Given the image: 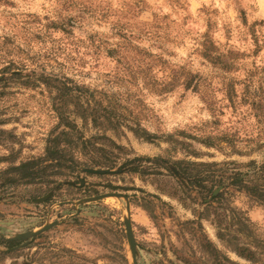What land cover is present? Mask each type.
I'll list each match as a JSON object with an SVG mask.
<instances>
[{
    "label": "rangeland",
    "instance_id": "obj_1",
    "mask_svg": "<svg viewBox=\"0 0 264 264\" xmlns=\"http://www.w3.org/2000/svg\"><path fill=\"white\" fill-rule=\"evenodd\" d=\"M70 13L80 14V23L67 31L53 24ZM5 35L24 47L29 54L20 55L30 57L37 73L107 88L122 122L95 127L78 117L75 135L104 133L105 149L119 164L128 161L106 173H81L82 185L64 180L49 201L39 185L4 186L0 175V264H134L127 219L137 264H213V247L244 261L217 235L229 205L264 238V202L229 184L233 163H223L218 187L231 193L208 208L195 187L153 160L140 162L145 171L130 170L135 155L234 161L241 170L251 159L264 160V0H0ZM205 38L232 56L230 69L201 54ZM186 72L197 74L200 88L185 87ZM168 79H175L173 87L157 90ZM10 90L0 95V157L14 152L19 161L42 153L48 134L64 124L56 127L61 101L55 90ZM136 122L156 137L148 140L127 126ZM209 131L227 132L231 140L207 146L197 137ZM234 145L251 150L240 154ZM6 165L1 158L0 171ZM19 235L28 238L15 248L3 239Z\"/></svg>",
    "mask_w": 264,
    "mask_h": 264
},
{
    "label": "trees",
    "instance_id": "obj_2",
    "mask_svg": "<svg viewBox=\"0 0 264 264\" xmlns=\"http://www.w3.org/2000/svg\"><path fill=\"white\" fill-rule=\"evenodd\" d=\"M81 17L80 14L70 13L68 16L59 17L53 24L67 31L69 30L68 26L80 23ZM201 44V54L209 61L224 69H230L233 66L232 56L219 53L211 39L205 38ZM21 51L29 54L11 35L0 37V95L11 92L10 89L14 85L18 88L41 87L43 85L48 89L55 90L59 93L61 101L59 120L56 127L59 124H64V127L56 132L53 130L48 134L45 148L40 154H32L19 161H15L16 154L14 152L1 155L0 160L3 158L7 165L0 171V175H2L4 186L16 181L28 185H39V188L44 190L41 196H47L44 200L49 201L52 199L53 189L59 187L64 180H67L70 185L77 182L82 185L84 179H80L81 173L102 174L109 172L119 164L113 152L105 149L104 144L99 141L101 138L108 137L106 134L97 133L90 138L75 135L76 129H78L77 118L80 117L83 121L91 122L95 127L105 128L107 124L116 127L122 122L121 115L123 113H117L114 100L107 93V88L91 87L85 83H79L73 78L67 77V75L62 76L44 71L37 73L36 69L31 68L34 62L29 61L30 57L24 55L21 57ZM196 78L197 74L186 72L183 81L185 87L200 88V79L196 80ZM110 82L109 79L106 84H110ZM174 84L175 79H168L162 85H157V90H168ZM7 88L9 90L6 92ZM113 93L112 95H114ZM230 97L232 98L231 94ZM66 103L72 104L73 109L68 110L65 107ZM135 119L139 120L137 116H135ZM2 121L5 120L0 119V123ZM127 126L136 134L148 140L156 137V133L149 131L139 122ZM197 138L207 146H224L225 142L231 140L229 133L219 134L213 131L203 133ZM111 144L116 148H123L113 141ZM233 148L240 154L248 153L251 150V147L247 145L246 147L234 145ZM108 153H111L112 156ZM142 160H153L159 166L168 169L173 175L189 182L197 189L198 195L204 200L206 208L215 206L216 203L222 204L226 193H231L227 188L218 189V187L224 182V175L221 173L225 171L222 168L223 163L228 165L233 163V166H231L232 171L228 176L229 184L238 189L246 190L256 200L264 202V160L259 162L256 159H251L243 164L246 169L241 170L240 166L235 165L234 161H199L185 158L171 159L162 155L154 157L135 155L133 157V167L130 170L135 172L145 171L141 168L140 162ZM127 161L128 159L120 164L126 165ZM120 164L119 166H121ZM108 186L113 189L117 188L113 184ZM97 192L99 191L96 189L95 193ZM229 209L230 211L227 214L226 209L220 213L223 218L228 219V222L226 226L218 225L217 235L219 238L232 243L231 251L235 252L244 261L234 259L227 254H221V249L213 247L215 252L213 264H264V238L256 232L253 221L242 210L230 205ZM3 239L9 248H13V246L15 248L16 244L26 238ZM122 258L127 263L125 254L122 255Z\"/></svg>",
    "mask_w": 264,
    "mask_h": 264
},
{
    "label": "water",
    "instance_id": "obj_3",
    "mask_svg": "<svg viewBox=\"0 0 264 264\" xmlns=\"http://www.w3.org/2000/svg\"><path fill=\"white\" fill-rule=\"evenodd\" d=\"M109 194H114V193H109ZM45 197L47 196H44L42 197L43 199H45ZM125 224H126V230H127V235H128V239H129V242H130V245H131V249H132V252H133V257L135 259V263L134 264H137L136 263V256H137V241H136V238H135V235H134V231H133V227H132V223L129 219L125 220ZM51 226H53V224H49V225H44L38 232L41 233L45 230H47L48 228H50ZM28 236L27 235H19L17 237H14V238H27Z\"/></svg>",
    "mask_w": 264,
    "mask_h": 264
}]
</instances>
